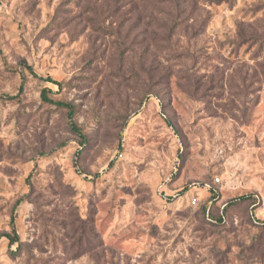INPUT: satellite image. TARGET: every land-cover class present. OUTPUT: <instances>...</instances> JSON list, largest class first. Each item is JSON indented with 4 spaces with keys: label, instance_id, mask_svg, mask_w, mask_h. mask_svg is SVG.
<instances>
[{
    "label": "rangeland",
    "instance_id": "obj_1",
    "mask_svg": "<svg viewBox=\"0 0 264 264\" xmlns=\"http://www.w3.org/2000/svg\"><path fill=\"white\" fill-rule=\"evenodd\" d=\"M140 2L0 0V264H264V0Z\"/></svg>",
    "mask_w": 264,
    "mask_h": 264
},
{
    "label": "trees",
    "instance_id": "obj_2",
    "mask_svg": "<svg viewBox=\"0 0 264 264\" xmlns=\"http://www.w3.org/2000/svg\"><path fill=\"white\" fill-rule=\"evenodd\" d=\"M141 5L143 4H150L154 1L161 3L165 6H167L170 9V12L165 13L167 16V22L168 26H165V31L168 33L166 40H169L171 36H173L176 31L181 28L183 25V22L185 21V17H187V10L186 6L190 4L191 2H197L198 0H140ZM207 4H221L223 2H226L227 0H205ZM44 81L46 83L51 84L52 86L56 87L57 89L62 87V82H57L53 80L52 78H45ZM23 90V84L20 85L18 89V94L14 96H3L6 100H15L18 98L19 93H21ZM55 92L49 88L45 87L41 91V100L47 104L53 105L57 108L64 109L67 111L68 119L70 120L69 126L71 131L77 135L80 138L81 144L83 146L86 145L87 139L85 134L82 132V130L77 126L76 123L71 122V119L75 113V106L69 102H64L61 100H56L51 97L52 94ZM0 98H2L0 96ZM78 154V152H77ZM216 198V193L214 191H211V196L209 198V202H212ZM238 203H247L250 210V217L254 224L264 227V221H260L255 217V208L259 204V198L255 194H247L240 196L228 203L229 206L236 205ZM203 214L208 217V207H203ZM11 226V232L10 234H4L3 237H5L8 240L9 246H13L14 244L19 243V238L17 235L15 223H14V215L11 216L10 221Z\"/></svg>",
    "mask_w": 264,
    "mask_h": 264
}]
</instances>
